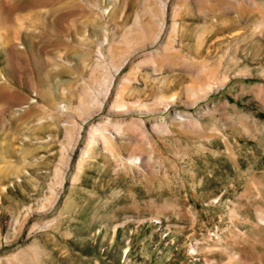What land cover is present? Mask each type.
Instances as JSON below:
<instances>
[{"label":"rangeland","instance_id":"374dc122","mask_svg":"<svg viewBox=\"0 0 264 264\" xmlns=\"http://www.w3.org/2000/svg\"><path fill=\"white\" fill-rule=\"evenodd\" d=\"M0 89V264H264V0H0Z\"/></svg>","mask_w":264,"mask_h":264},{"label":"bare ground","instance_id":"6f19581e","mask_svg":"<svg viewBox=\"0 0 264 264\" xmlns=\"http://www.w3.org/2000/svg\"><path fill=\"white\" fill-rule=\"evenodd\" d=\"M27 34V33H26ZM21 41V40H20ZM10 52V51H9ZM210 88V87H209ZM3 91V89H0V92H2ZM13 130V129H12ZM133 161V160H132Z\"/></svg>","mask_w":264,"mask_h":264}]
</instances>
